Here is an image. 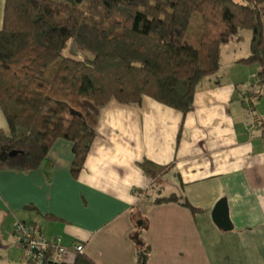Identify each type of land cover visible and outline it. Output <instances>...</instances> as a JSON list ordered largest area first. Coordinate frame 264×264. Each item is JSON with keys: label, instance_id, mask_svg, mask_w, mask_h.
Instances as JSON below:
<instances>
[{"label": "crops", "instance_id": "1", "mask_svg": "<svg viewBox=\"0 0 264 264\" xmlns=\"http://www.w3.org/2000/svg\"><path fill=\"white\" fill-rule=\"evenodd\" d=\"M234 41L185 115L147 96L137 105L111 100L77 174L64 139L36 170L0 169V264H26L10 237L16 221L60 239L53 264H75L77 244L93 264H141V247L143 264H264V86L255 64L242 62L250 51L233 54ZM248 96L261 122L252 132ZM143 163L156 166L153 177ZM171 196L180 200L153 204ZM220 202L226 228L215 216Z\"/></svg>", "mask_w": 264, "mask_h": 264}, {"label": "trees", "instance_id": "2", "mask_svg": "<svg viewBox=\"0 0 264 264\" xmlns=\"http://www.w3.org/2000/svg\"><path fill=\"white\" fill-rule=\"evenodd\" d=\"M195 19L196 46L188 41ZM243 30L251 40L242 62L258 65L256 82L264 86V0H5L0 169L36 170L64 139L77 174L97 136L99 111L111 100L137 105L147 96L185 115L200 82L220 69L222 47ZM68 40L92 59L66 55ZM142 169L153 177L156 166ZM139 249L143 264L147 248ZM77 255L75 264H93ZM55 258L48 252L41 264Z\"/></svg>", "mask_w": 264, "mask_h": 264}, {"label": "built area", "instance_id": "3", "mask_svg": "<svg viewBox=\"0 0 264 264\" xmlns=\"http://www.w3.org/2000/svg\"><path fill=\"white\" fill-rule=\"evenodd\" d=\"M245 108L250 121L248 131L252 132L259 128L261 122L256 117L254 105L248 97L245 101ZM10 237L19 246L22 253V260L25 263L33 261L36 264H41L48 252L52 257H57L65 250L60 245V239L58 237L48 240L41 235H37L30 225L18 221L14 222ZM73 250L77 254H83L84 248L81 244H77L73 247ZM48 264L53 263L48 262Z\"/></svg>", "mask_w": 264, "mask_h": 264}, {"label": "rangeland", "instance_id": "4", "mask_svg": "<svg viewBox=\"0 0 264 264\" xmlns=\"http://www.w3.org/2000/svg\"><path fill=\"white\" fill-rule=\"evenodd\" d=\"M59 1L66 2L67 0H59ZM236 1H240V0H236ZM195 20H196V23L192 25V29L190 33L188 34V41L194 46H196V43L194 41L197 38L198 33H199V28H198L199 21L198 19H195ZM240 36L241 38L239 40H235L233 43H231L232 45H230V48H231V51H233V54L235 52H238V54L240 55V54H243L245 51L250 50L251 31L243 30L240 32ZM67 44H68L67 49L65 50L66 55H70L73 58L84 60V61H89L92 59V56L89 53L85 52L84 50L78 47H74V44L72 41L68 40ZM231 65L232 64L230 62L224 63V66L226 67V69L230 71L231 73H233V71H231L232 69ZM245 65H248V64H245ZM254 66L259 71V67H257L258 65L255 64ZM243 70L247 71V67H245Z\"/></svg>", "mask_w": 264, "mask_h": 264}, {"label": "water", "instance_id": "5", "mask_svg": "<svg viewBox=\"0 0 264 264\" xmlns=\"http://www.w3.org/2000/svg\"><path fill=\"white\" fill-rule=\"evenodd\" d=\"M224 202H220L217 206V209H216V212H215V216H216V219L218 220V224L220 226H222L223 228H226V224L225 222L223 221V219L221 218L222 216H224Z\"/></svg>", "mask_w": 264, "mask_h": 264}]
</instances>
